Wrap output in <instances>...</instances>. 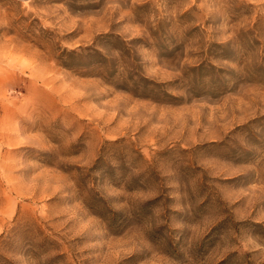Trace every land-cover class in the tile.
<instances>
[{"label": "rangeland", "instance_id": "rangeland-1", "mask_svg": "<svg viewBox=\"0 0 264 264\" xmlns=\"http://www.w3.org/2000/svg\"><path fill=\"white\" fill-rule=\"evenodd\" d=\"M0 264H264V0H0Z\"/></svg>", "mask_w": 264, "mask_h": 264}]
</instances>
